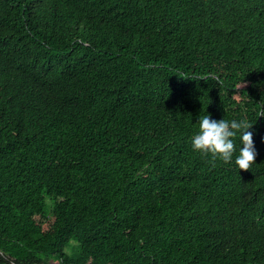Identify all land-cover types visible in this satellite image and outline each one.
Segmentation results:
<instances>
[{"label": "trees", "instance_id": "1", "mask_svg": "<svg viewBox=\"0 0 264 264\" xmlns=\"http://www.w3.org/2000/svg\"><path fill=\"white\" fill-rule=\"evenodd\" d=\"M0 264H264V0H0Z\"/></svg>", "mask_w": 264, "mask_h": 264}, {"label": "clouds", "instance_id": "2", "mask_svg": "<svg viewBox=\"0 0 264 264\" xmlns=\"http://www.w3.org/2000/svg\"><path fill=\"white\" fill-rule=\"evenodd\" d=\"M251 125L247 119H217L210 113L205 114L199 117L197 130L191 135V147L226 162L233 160L238 148L235 164L239 169H247L257 155L253 132L249 130ZM237 136L240 141L238 146L234 140Z\"/></svg>", "mask_w": 264, "mask_h": 264}]
</instances>
